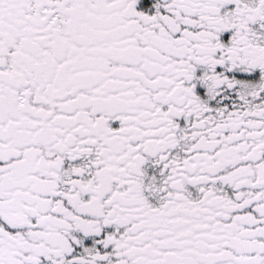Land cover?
Wrapping results in <instances>:
<instances>
[{
  "label": "snow or ice",
  "instance_id": "obj_1",
  "mask_svg": "<svg viewBox=\"0 0 264 264\" xmlns=\"http://www.w3.org/2000/svg\"><path fill=\"white\" fill-rule=\"evenodd\" d=\"M0 264H264V0H0Z\"/></svg>",
  "mask_w": 264,
  "mask_h": 264
}]
</instances>
